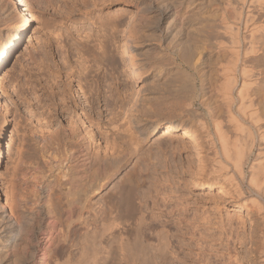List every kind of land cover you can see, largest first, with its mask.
I'll return each instance as SVG.
<instances>
[{
	"label": "bare ground",
	"instance_id": "1",
	"mask_svg": "<svg viewBox=\"0 0 264 264\" xmlns=\"http://www.w3.org/2000/svg\"><path fill=\"white\" fill-rule=\"evenodd\" d=\"M115 1L100 3L102 7L99 6L97 13L90 18L87 30L73 29L64 34L79 39L80 34L85 35L84 38L86 34L91 36L86 39L93 37L97 49H101L105 56L106 47L117 43L115 50L125 71L129 77H134L128 37L123 35L124 29L110 12ZM9 4L15 19L7 30L9 37L1 51L3 55L14 53L15 58L9 69L0 73V85L10 80L11 72L32 74L36 66L24 50L26 42L35 50L38 37L34 39L29 34L35 27L34 22L38 21L36 14L26 0H9ZM154 7L149 6L147 14ZM209 13L207 25L196 29L199 39L193 42L191 49L182 51L183 63L193 72L189 89L195 97L199 91L202 97L205 92L210 93L199 103L204 114L195 116L196 128L205 134L209 145L206 164L203 161L205 165H199L196 171L201 174L197 182L218 185L230 201L257 214L262 222L257 226L259 247L253 250V254L255 262L262 264L264 67L260 59L264 58V0H224L217 12ZM169 14L170 10L166 8L160 17L166 19ZM60 42L56 40L58 48L63 47ZM205 55L206 67L204 64L202 67ZM53 62L62 74L65 73L59 76L65 81V87L56 101L42 109L39 125L28 126L31 136L36 140L45 139L62 123L57 113L61 109L66 111V125L61 128L65 134L78 132L77 136H72L77 137V144L89 143L94 148L107 144L119 125L120 104L116 106V101L105 98V120H82L80 129L75 131L77 127L74 129L73 110L69 103L83 102L82 99L87 98L78 85L80 77L90 70L70 65L66 55ZM204 67L207 88L201 74ZM110 106L114 107L115 113L109 119ZM2 108L0 98V110ZM182 128V123L169 125L162 129L159 138ZM127 153L136 154L133 150ZM120 154L110 155L113 157L110 163L91 165L84 163L88 160L82 149L79 156L75 155L84 160L83 164L81 161L79 165L76 163L61 169L58 176L48 181L25 167L26 172L21 173L22 193L15 190L12 203H7L13 221L0 211V264H240V259L229 253V240L233 234L231 216L216 222L211 211L197 214L190 210L192 204L179 194V190L188 189L187 183L181 189L174 182L175 187L164 192L149 166L141 163L142 156L122 172L120 158L124 155ZM6 197L10 196L2 191L0 201ZM217 201L213 202L216 209L219 208ZM1 209L3 205L0 204Z\"/></svg>",
	"mask_w": 264,
	"mask_h": 264
},
{
	"label": "rangeland",
	"instance_id": "2",
	"mask_svg": "<svg viewBox=\"0 0 264 264\" xmlns=\"http://www.w3.org/2000/svg\"><path fill=\"white\" fill-rule=\"evenodd\" d=\"M26 1L38 19L29 35L38 38L34 44L35 50L28 42L24 50L36 66L32 74L26 71L23 75H19L18 71L11 72L10 80L0 85L4 108L0 110V193L3 191L10 196L0 201L3 205L0 211L4 216L11 221L14 219L9 214L7 203H12L15 190L22 193L21 173L26 172L25 167L31 168L33 173L40 174L44 181H48L66 167L75 166L76 163L79 165L81 161L83 164L84 160L78 158L82 149L88 157L84 163L91 165L110 163L114 154L123 153L120 154L124 155L120 158L122 172L142 156L141 163L149 166V171L160 182L164 192L178 184L182 189L187 183L188 189L179 190V194L186 198V202L194 205L190 206V210H195L199 215L211 211L216 222L231 216L233 234L229 240L230 256H237L240 264H258L253 254V250L259 247L257 226L261 220L257 214L230 201L218 185L197 182V177L201 175L197 172L206 164L209 145L205 134L196 128L195 116L204 114L200 104L210 93L205 92L204 95L202 92V97L199 91V96L195 97V93L189 89L193 72L183 63L182 51L185 48L191 49L193 42L199 39L196 29L207 25L209 12H217L224 0H116L110 12L124 29L123 35L128 37L134 77H129L125 71L115 50L117 43H110L106 47L108 52L105 56L101 49H97L93 37L86 39L91 36L87 37L86 34L84 38L85 35L80 34L79 39L64 34L73 29L87 30L90 18L97 13L103 0ZM149 6L155 7L147 14ZM9 8V0H0V73L7 71L13 63L7 66L12 53L3 55L1 51L9 37L7 30L15 19ZM166 8L170 14L162 19L161 13ZM81 37L84 39L81 40ZM57 39L62 41V48L56 45ZM65 55L70 65L90 70L87 75L80 77L78 85L87 98L82 99L83 102L69 103L73 110L74 129L77 127L75 131L80 129L82 120H105V98H111L116 101L114 105L121 106L122 112L117 118L119 125L110 135L107 144L102 143L96 148L89 143L77 144V137L72 136H77L78 132L71 135L68 131L65 134L62 129L66 125V111L61 109L57 113L62 123L49 132L45 139L36 140L29 132L30 124L39 125L42 109L62 94L65 81L59 79V76L65 73L62 74L53 61ZM203 58L201 66L204 64L206 67L207 55ZM260 61L264 67V58ZM205 67L203 70L201 68V74L207 88ZM175 123H182L184 128L159 138L162 129ZM79 144H82V148ZM132 150L136 152V157L125 154ZM203 161L205 164H202ZM212 198L214 201L218 199L219 208L216 209ZM213 231L219 234L218 230Z\"/></svg>",
	"mask_w": 264,
	"mask_h": 264
},
{
	"label": "built area",
	"instance_id": "3",
	"mask_svg": "<svg viewBox=\"0 0 264 264\" xmlns=\"http://www.w3.org/2000/svg\"><path fill=\"white\" fill-rule=\"evenodd\" d=\"M109 111H110V115L108 117L110 119V118H112L114 116L115 111H114V108L112 106L110 107V110ZM112 120L113 119H111L110 121H112Z\"/></svg>",
	"mask_w": 264,
	"mask_h": 264
},
{
	"label": "water",
	"instance_id": "4",
	"mask_svg": "<svg viewBox=\"0 0 264 264\" xmlns=\"http://www.w3.org/2000/svg\"><path fill=\"white\" fill-rule=\"evenodd\" d=\"M14 55H15L14 53L11 54V56H10V58H9V60H8L7 66L10 65L11 61L13 60Z\"/></svg>",
	"mask_w": 264,
	"mask_h": 264
}]
</instances>
